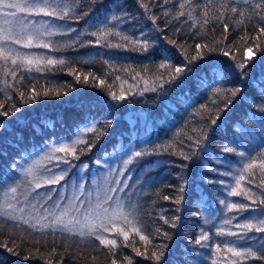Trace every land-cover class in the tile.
Instances as JSON below:
<instances>
[{"label":"snow or ice","instance_id":"6c2138e0","mask_svg":"<svg viewBox=\"0 0 264 264\" xmlns=\"http://www.w3.org/2000/svg\"><path fill=\"white\" fill-rule=\"evenodd\" d=\"M138 2L157 31L162 32L163 29L157 25L160 16L152 12L154 7L162 9L165 26H173L175 33L188 35L193 40L198 37L210 39L204 43H195L193 47L186 41L168 38L167 43L178 49L183 56V60L174 64V54H170L168 49L155 46L159 37L154 38L144 31L140 32L139 37L121 31L122 16L105 17L90 25V29L95 30L84 32H76L68 23L79 22L90 16L94 12L93 6L102 4L103 0H90L87 10L82 8L81 0H0V84L4 85L0 87V93L4 94V99L0 100V117L15 116L21 112V107L13 100L9 89L19 96L21 105L33 104L45 97L67 95L62 89L38 88L39 81L31 76L26 77L24 73L66 69L77 83L87 84L89 77H92L93 86L103 88L113 101L123 102L127 100L129 93L143 95L144 92L151 91L163 95L173 87L183 89L189 79L188 73L192 71L189 66L196 61L205 60L210 53H220L234 61L232 67L239 70L241 79L250 75L251 66L264 62V0H162L159 4L153 0ZM181 17L184 18L183 21ZM185 25L188 27L187 33H184ZM230 26L233 32L242 33L238 40H229ZM217 29L221 30L219 36H216ZM73 32H76L75 37H68L62 46L59 41L53 39ZM81 36L96 39H81ZM92 44L110 49L158 54L162 60L155 65L154 71L147 65L139 71L131 67L115 69L105 61L110 71L103 75L113 77L112 83L106 84L105 78L96 76L92 71L85 73L83 68L74 67L76 61L72 59L26 51L49 49L52 52H61L64 48ZM256 53L260 54L259 61L254 59ZM79 63L88 65L95 61L88 59ZM117 72L129 73L134 83L129 84L127 89L124 88L123 85L128 84V79L122 78ZM9 76L15 81L14 84L7 79ZM26 79L27 84L24 83ZM116 81L121 82L119 92L113 90ZM141 81L143 88L139 87ZM213 83L219 84L220 81L214 78ZM17 85H21L25 90H21ZM256 86L261 95L259 107L264 110V74ZM133 89L136 91L133 92ZM243 90V86L213 88L210 102L214 107L205 103L201 104L198 110L201 120L206 119L207 123L198 128H191L188 133L179 131L176 136L183 137L180 140L174 136L171 140L159 144L147 142L133 145L119 167H113L107 161L97 160L96 164L107 171L93 181L92 188L86 189L82 183L74 185L70 196L64 195L63 186L60 191L54 188H47L44 192L37 190L47 185H59L71 169L76 167L73 161L80 160L82 156L90 153L109 134L112 120L103 124L98 121L78 124L73 134L45 143L39 153L34 152L23 157V163L13 162L11 171L18 173L19 178L6 186L0 185V264H17L18 260L28 262L34 259L44 260L45 264H54V261L55 264H65L64 255L70 248L66 241L75 237L85 245L84 250L74 252L70 257L75 264H98V255L91 254L89 247L92 252L97 253L103 249L106 264H134L135 257H143L145 260L154 261L155 264H164L168 245L155 244L154 240L157 236L170 240L172 234L162 226H156L155 221L149 224L143 218L144 208L139 196L133 199L137 186L135 183H128L131 177L125 173L131 172V165L150 163L149 157L165 154L179 156L182 161L188 162L179 164V183L165 186L174 189L172 195L160 191L155 193L158 200L170 201L175 205L174 213H181L186 202L192 199L187 195L189 192L199 193L194 203H204V193L195 179L197 175L203 184L222 185V191L226 192L228 197H243L251 202L248 204L242 201L220 200L227 213H249L245 222L235 225L238 231L223 226L232 225L236 215L225 216L221 226L216 229V237L235 239H224L212 244L210 242L213 237L203 228L200 230L195 243L201 248L211 249V264L264 262V138L254 154L246 148L240 150L243 145L235 139L230 144H224L222 153L238 156L240 167L223 173H217L216 168L208 171L231 176L233 184H226L216 176H205L202 171H194L200 153L208 150L206 129L210 130L213 125L218 126L221 113L230 109ZM252 102L255 103L256 100L253 99ZM4 128L5 122H0V130ZM4 155L5 153L0 152V159ZM220 163L228 165L231 161L224 155L217 160V164ZM81 167L85 168L87 165ZM252 185L255 186V191ZM152 204L155 206L157 200H153ZM166 211L161 206L158 220L170 228H178L181 216L168 217L164 214ZM204 223H210L207 217ZM34 233L41 235L39 238L25 239L33 237ZM58 233L61 237L59 247L63 251H58ZM257 233L261 235H255ZM49 236L52 237L51 242L47 239ZM120 237L123 239L118 242ZM135 237H139L142 242L140 247H137ZM97 241L98 244L95 243ZM125 248H131L135 257L126 254ZM5 253L8 255H4Z\"/></svg>","mask_w":264,"mask_h":264},{"label":"trees","instance_id":"16d2710c","mask_svg":"<svg viewBox=\"0 0 264 264\" xmlns=\"http://www.w3.org/2000/svg\"><path fill=\"white\" fill-rule=\"evenodd\" d=\"M154 3H162V0H153ZM90 0H81V6L85 10L89 7ZM94 7V12L87 17H84L79 22L68 21L71 26L76 29V32H84L90 29V25L98 23L105 17L110 18L112 15L122 16L120 30L131 36L139 37L140 32L144 31L152 37H159L156 40V47L160 49H168L173 55L172 62L178 63L183 60L182 54L173 45L167 43L168 38L178 41H186L188 45L194 47L195 43H204L209 40V37H198L195 40L189 38L188 35L175 33L173 26H165L164 18L161 15L162 9L154 7L152 12L160 18L157 20V25L163 31H157L153 26L148 15L144 13V9L140 7L138 0H103V3H97ZM168 7V5H165ZM184 20L183 17L180 18ZM175 24V22H173ZM191 23V22H189ZM184 33L188 32V27L185 25ZM220 29H217L216 36L220 35ZM76 32L68 33L67 36H57L53 39L59 41L61 46L68 40V37H75ZM240 32H233L230 26L229 40H238ZM81 39L95 40V37L81 36ZM255 52V49H253ZM43 54L62 57L76 61L73 65L77 69L83 68L87 73L92 71L96 76L105 78L106 84L113 81L112 76L104 77V73L110 71L108 63L112 64L115 69L134 68L139 71L144 66H148L153 71L155 65L162 60L160 55H151L139 51H131L126 49L105 48L92 44L85 47H68L61 52H52L46 49ZM239 58V57H238ZM91 59L95 63L82 65L81 60ZM257 61L260 60V54L256 53L254 57ZM232 61L229 57H224L220 53H210L205 60L196 61L189 67L192 69L188 73V82L183 89L173 87L165 94L161 95L158 92H144L143 95L128 94L127 100L116 102L111 99L108 93L99 86H93L92 77H89V82L77 83L74 76L69 75L67 70L53 72H33L31 74L24 73L26 77H34L39 81L38 88L62 89L67 92V95L59 97H45L33 104L19 103V96L9 89L13 100L21 107V112L15 116L0 117V122H5V128L0 130V152L5 153L0 159V185L11 184L15 179L19 178V174L11 171L13 162L23 163V157L29 156L32 153H39L45 143H51L53 140H59L61 137H66L75 132L76 126L83 122H100L103 124L107 120H112V127L109 134L105 136L93 150L80 160H75L73 163L76 167L72 168L65 179L61 182H66L68 178L77 172V166L82 163H89L87 168L90 169L95 164L94 162L101 158L104 154L109 153L111 149L118 144L125 146L127 143L134 145H142L147 142L151 144H159L171 140L174 136L177 140L182 139L176 134L183 130L188 133L193 127H200L207 123V120H201L198 110L201 104L208 103L211 105V91L217 86L223 88H234L243 86V91L234 100L233 105L227 112L221 113V119L217 125L211 126L208 131V150L200 153V158L194 168L196 172H203L205 176H216L222 179L226 184H233L231 176L217 175L226 171H233L240 167L239 157L232 154H223L221 149L224 144L235 139L237 143L243 145L249 151L255 153L258 150V145L264 138V110H261L259 103L261 95L257 89V82L264 74V62H258L249 69L250 75L246 79H241L239 70L234 69ZM122 78L128 79V84L123 85L128 88L129 84H133L129 73L117 72ZM18 76L20 73L17 74ZM214 78L220 83H213ZM10 83H15L12 78L7 77ZM83 79V77H81ZM203 82V84H202ZM28 83L27 79L24 81ZM120 81H116L113 87L114 91L119 92ZM68 87L65 88L64 86ZM141 81L139 87L143 88ZM0 87H4L0 84ZM21 90H25L21 85ZM136 90L133 89V92ZM4 99V94L0 93V100ZM253 99L256 100L253 103ZM221 103V101H218ZM7 106V105H6ZM187 143V141H185ZM187 150V149H186ZM227 155L231 161L230 164H217V160L222 156ZM150 163H141L135 165L136 170H142L140 178V187L138 192L140 203L144 208L143 218L152 224L155 221L156 226H162L164 230L172 234L170 240H164L162 236H157L154 240L155 244H167L168 249L164 258V264H211V249L201 248L195 243L196 238L203 228L207 231L213 240L212 244L221 242L224 239H235L233 237H216L215 232L221 226L222 219L225 216L236 215V219L232 221V225H223L225 228H230L232 231H238L235 227L237 223L245 222V218L249 216L248 212L237 214L227 213L224 205L220 204L221 199L230 201H242L250 204V201L244 200L243 197H228L226 192L222 191V185H206L200 182V177H195L200 185V190L204 193V203H194L195 198L199 193L192 191L187 195L189 199L184 205L181 213H174L173 205L170 201L158 200L155 193L160 191L164 194L172 195L174 189L165 187L170 184H178V174L181 173L179 164L188 163L182 161L179 156H153L149 157ZM160 161H163L161 163ZM172 161V163H169ZM93 164V165H92ZM52 167V165H49ZM64 167V165H61ZM216 168L217 173H211L208 169ZM59 170V169H56ZM88 175V172H84ZM51 185L37 191L47 190ZM245 186H248L245 184ZM255 191V186L252 185ZM157 200V204L153 206L152 201ZM161 206L167 211L164 213L168 217L180 215V225L178 228H170L164 225L163 221L158 220ZM200 214L197 215L196 213ZM208 218L210 223L205 224L204 219ZM41 234L34 233L33 237H25V239L39 238ZM111 235V234H109ZM257 236L261 234H255ZM134 236V234H132ZM130 236V239L132 238ZM47 239L51 242L52 237ZM120 237V241H122ZM137 247L141 246L139 237H135ZM69 245V251L65 253V264H75L70 259L74 252L82 251L85 248L83 243H80L79 238H71L66 241ZM58 251H63L59 247L61 243L60 234H57ZM98 244V241L95 242ZM44 249H42L43 251ZM143 250V249H142ZM88 251L93 255H98V264H106L104 259V250L100 252H92L89 247ZM126 254H135L131 252V248H125ZM8 255V254H4ZM16 259V258H13ZM17 264H45L44 260L34 259L28 262L18 260ZM55 264V261H54ZM134 264H155L154 261L145 260L143 257H135ZM244 264H264L261 261H246Z\"/></svg>","mask_w":264,"mask_h":264},{"label":"rangeland","instance_id":"374dc122","mask_svg":"<svg viewBox=\"0 0 264 264\" xmlns=\"http://www.w3.org/2000/svg\"><path fill=\"white\" fill-rule=\"evenodd\" d=\"M37 19H39V17H37ZM26 51H32L40 54V53H45L46 49H32ZM133 145L134 144L132 142L125 144V146L118 144L115 148L111 149L109 153L104 154L101 158L97 160L107 161L113 167H119L121 165L122 160L127 157L130 147ZM96 161L94 162L95 163L94 165L92 164L93 167H91L90 169H88L87 167L85 168L81 167V165H88L89 163H85V162L80 163L76 168L77 172L73 173L66 182L64 183L60 182L59 185H51L48 188H54L56 189V191H60L61 186H63V191L65 196L71 195L74 185H78L82 183L84 184L86 189L92 188L93 181L100 178L102 173L107 171L106 168L102 167L101 165H97ZM129 167L131 168V172L125 173V175L131 177V179L128 181L129 184L135 183L137 186L136 195L133 196V199H136V197L140 195L139 193L142 192L141 190H139L142 170H136L135 165H131ZM86 171L88 172V175L84 173ZM44 191L46 190L42 189L40 192H44Z\"/></svg>","mask_w":264,"mask_h":264}]
</instances>
